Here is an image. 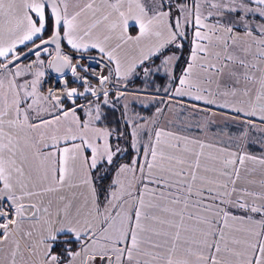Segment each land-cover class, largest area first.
Masks as SVG:
<instances>
[{"label": "snow or ice", "instance_id": "6c2138e0", "mask_svg": "<svg viewBox=\"0 0 264 264\" xmlns=\"http://www.w3.org/2000/svg\"><path fill=\"white\" fill-rule=\"evenodd\" d=\"M201 105L264 133V0H0V264H264V139Z\"/></svg>", "mask_w": 264, "mask_h": 264}, {"label": "trees", "instance_id": "16d2710c", "mask_svg": "<svg viewBox=\"0 0 264 264\" xmlns=\"http://www.w3.org/2000/svg\"><path fill=\"white\" fill-rule=\"evenodd\" d=\"M186 53V52H185ZM134 111L139 113L141 116L149 117L151 116L154 111L155 107L152 108H142L139 105H136L134 108ZM109 112V119L107 121H104L105 124H109L112 127H116L119 123L120 127L123 128V123L120 119V111L119 110H108ZM187 112V113H186ZM208 113H200L195 112V115L193 113H189V110L181 113L179 117L174 116V125L175 131H181L184 126L191 123L192 125H195L197 120H203V118ZM223 118V117H222ZM224 119V118H223ZM171 126V125H170ZM172 127V126H171ZM245 125L240 120H221V123L217 124H211L208 125L207 130L204 132H201L200 130L196 129L194 126L191 128L190 132L187 131H181L182 134H191L194 135L197 138H204L209 139L213 142H216L220 145L228 146L229 143H236V139L241 136V134L245 130ZM260 137V133L256 130H253L250 132V135L248 137V141L244 144V148L250 151L258 150V145L256 140ZM256 143V144H255ZM235 145V144H232ZM108 181H105V184Z\"/></svg>", "mask_w": 264, "mask_h": 264}, {"label": "crops", "instance_id": "0c3cea01", "mask_svg": "<svg viewBox=\"0 0 264 264\" xmlns=\"http://www.w3.org/2000/svg\"><path fill=\"white\" fill-rule=\"evenodd\" d=\"M185 56L187 55V49H185ZM202 107H208V108H210L212 111H211V113H215L216 115H218V116H220V117H223L224 119H231V116L232 115H234L233 113H230L228 110H226V109H219V108H216L215 106H213V105H208V106H204V105H201ZM174 118V116L172 115V114H170L169 113V115L168 114H166L165 115V118H167V119H165L164 118V116L161 118V120H160V125L161 126H164V127H171L169 124H168V121H169V118ZM170 120H172L173 121V119H170ZM241 121V120H240ZM172 128V130L173 131H175L174 130V128L173 127H171ZM256 131L257 132H259L260 133V137L258 138V140H256V142H257V145H258V150L256 149V150H253V151H250V150H247V149H245L244 148V150L245 151H247L249 154H251V155H254V156H257V157H259V156H261L262 155V149H261V147H260V143H259V141H261L262 139H264V133H262V132H260V130H259V128H257L256 129ZM182 134V133H181ZM184 135H187V134H184ZM197 138V137H196ZM239 138V137H238ZM238 138L236 139V143H232V144H235V145H232V149L231 150H239V149H237L236 148V144L237 143H241V144H245V142L244 141H239L238 140ZM197 139H200V140H202V141H204L205 143H207V144H211V145H214L215 147L214 148H206L205 149V153L207 154V153H215V148H218V147H227V146H224V145H220V144H218V143H216V142H213V141H211V140H209V139H204V138H197ZM256 144V143H255ZM202 163H208L209 165H211V161L210 160H203L202 159ZM248 167H252V165L249 163L248 165H247ZM250 178H252V179H255V180H257V181H259V179L261 178L260 177V174H259V168H258V166H257V172L256 173H254L253 174V176L252 177H250ZM241 214H243V213H241Z\"/></svg>", "mask_w": 264, "mask_h": 264}, {"label": "rangeland", "instance_id": "374dc122", "mask_svg": "<svg viewBox=\"0 0 264 264\" xmlns=\"http://www.w3.org/2000/svg\"><path fill=\"white\" fill-rule=\"evenodd\" d=\"M186 113H187V112H186ZM189 113H190V114L193 113V110L189 109ZM170 114H171V113H170ZM168 115H169V114H168ZM206 116H208L209 119H210V121H212V122L209 123L208 125L221 123V120H224V121L229 120V119H223L222 117L216 115L215 113H211V112L208 113ZM161 118H162V117H161ZM164 118H165V115H164ZM165 119H167V118H165ZM170 119H173V117H172V118H169V120H170ZM173 120H174V119H173ZM129 156H131V152L129 153ZM125 162H127V161H125Z\"/></svg>", "mask_w": 264, "mask_h": 264}, {"label": "built area", "instance_id": "2783aa9c", "mask_svg": "<svg viewBox=\"0 0 264 264\" xmlns=\"http://www.w3.org/2000/svg\"><path fill=\"white\" fill-rule=\"evenodd\" d=\"M51 83H52V84H54V83H55V81L53 80V81H51Z\"/></svg>", "mask_w": 264, "mask_h": 264}]
</instances>
